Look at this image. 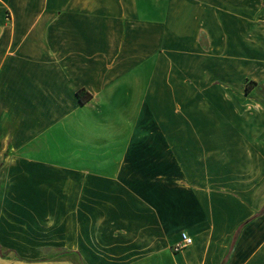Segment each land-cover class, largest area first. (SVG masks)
Returning a JSON list of instances; mask_svg holds the SVG:
<instances>
[{"label": "crops", "instance_id": "crops-1", "mask_svg": "<svg viewBox=\"0 0 264 264\" xmlns=\"http://www.w3.org/2000/svg\"><path fill=\"white\" fill-rule=\"evenodd\" d=\"M263 96L264 0H0V264H264Z\"/></svg>", "mask_w": 264, "mask_h": 264}, {"label": "built area", "instance_id": "built-area-1", "mask_svg": "<svg viewBox=\"0 0 264 264\" xmlns=\"http://www.w3.org/2000/svg\"><path fill=\"white\" fill-rule=\"evenodd\" d=\"M192 238L184 231H181L179 234V242L174 245L173 250L179 251L187 246L192 244Z\"/></svg>", "mask_w": 264, "mask_h": 264}, {"label": "trees", "instance_id": "trees-1", "mask_svg": "<svg viewBox=\"0 0 264 264\" xmlns=\"http://www.w3.org/2000/svg\"><path fill=\"white\" fill-rule=\"evenodd\" d=\"M249 90H250L249 86L246 85V86H245V92L247 93ZM81 91H82V90L77 91V96L79 97V101H80V103H83V102H84V99L81 97ZM89 97H90V96L87 94V97H86V98H89Z\"/></svg>", "mask_w": 264, "mask_h": 264}, {"label": "rangeland", "instance_id": "rangeland-1", "mask_svg": "<svg viewBox=\"0 0 264 264\" xmlns=\"http://www.w3.org/2000/svg\"><path fill=\"white\" fill-rule=\"evenodd\" d=\"M263 99H264V96L262 97ZM61 259V257H54V258H52V259Z\"/></svg>", "mask_w": 264, "mask_h": 264}]
</instances>
